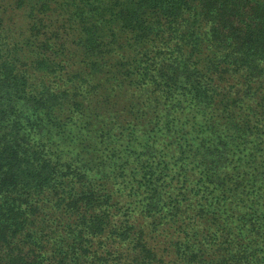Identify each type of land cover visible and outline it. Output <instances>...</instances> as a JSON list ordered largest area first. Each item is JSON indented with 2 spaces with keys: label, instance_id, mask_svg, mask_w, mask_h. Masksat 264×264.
<instances>
[{
  "label": "trees",
  "instance_id": "1",
  "mask_svg": "<svg viewBox=\"0 0 264 264\" xmlns=\"http://www.w3.org/2000/svg\"><path fill=\"white\" fill-rule=\"evenodd\" d=\"M0 264H264V0H0Z\"/></svg>",
  "mask_w": 264,
  "mask_h": 264
}]
</instances>
